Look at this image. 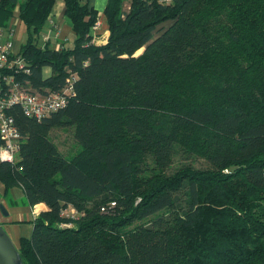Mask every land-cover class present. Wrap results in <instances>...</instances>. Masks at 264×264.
I'll return each mask as SVG.
<instances>
[{"label":"trees","instance_id":"trees-1","mask_svg":"<svg viewBox=\"0 0 264 264\" xmlns=\"http://www.w3.org/2000/svg\"><path fill=\"white\" fill-rule=\"evenodd\" d=\"M57 1L0 0V29H26L19 82L75 75L41 121L7 110L22 141L0 183L46 207L22 264H264V0H107L103 44L88 0H61L75 38L54 49L40 34Z\"/></svg>","mask_w":264,"mask_h":264},{"label":"built area","instance_id":"built-area-1","mask_svg":"<svg viewBox=\"0 0 264 264\" xmlns=\"http://www.w3.org/2000/svg\"><path fill=\"white\" fill-rule=\"evenodd\" d=\"M157 1L168 4L172 0ZM128 3L129 0H124L126 10L129 9ZM101 27V20L97 18L90 28L89 35L92 37V42L99 38ZM5 31L8 39L0 45V163H14L22 137L14 125L13 118L7 114L9 107L18 105L24 116L41 121L66 106L68 98L72 95L75 75H69L59 91L45 93L28 91L24 83H20L16 77L21 71L23 74H29V70L24 67L21 57L13 53L11 39L14 29L12 27L6 30L0 29V40ZM37 209L36 205L33 206V217L39 214ZM63 213L72 219L78 217V213L72 208Z\"/></svg>","mask_w":264,"mask_h":264},{"label":"crops","instance_id":"crops-1","mask_svg":"<svg viewBox=\"0 0 264 264\" xmlns=\"http://www.w3.org/2000/svg\"><path fill=\"white\" fill-rule=\"evenodd\" d=\"M107 0H88L89 7H93L98 11L99 19L101 20L102 27L99 31V38L94 39L93 43H105L108 37V31L106 30L105 19L102 15V11ZM63 2L57 1L52 9L50 17L48 19L46 27L40 34V43L49 44L50 48H69L73 47L74 33L71 30L70 24L63 16ZM12 27L14 29V35L12 40L13 53L17 54L20 45L23 43L22 39H25V26L17 18L14 17L7 28ZM5 28L4 30H6ZM8 39L6 31L0 40V45H3ZM43 75L45 77L50 75L48 68L43 69ZM0 202L3 204L4 209L7 212V216L0 215V225L3 227L13 245L19 249L21 238H29L32 232L31 220L33 217V207L30 206L25 199L24 193L20 187H12L5 191L3 185L0 183ZM35 206V205H34ZM39 213L46 210L43 204H37ZM39 207L41 209H39Z\"/></svg>","mask_w":264,"mask_h":264},{"label":"water","instance_id":"water-1","mask_svg":"<svg viewBox=\"0 0 264 264\" xmlns=\"http://www.w3.org/2000/svg\"><path fill=\"white\" fill-rule=\"evenodd\" d=\"M0 215L6 217L8 214L0 202ZM0 264H22L18 249L13 245L9 236L0 225Z\"/></svg>","mask_w":264,"mask_h":264},{"label":"rangeland","instance_id":"rangeland-1","mask_svg":"<svg viewBox=\"0 0 264 264\" xmlns=\"http://www.w3.org/2000/svg\"><path fill=\"white\" fill-rule=\"evenodd\" d=\"M24 40L25 39L23 37L22 41L24 42ZM51 136L53 138V141L58 145V147L64 154H67L69 151H72V148L74 146V141L72 139V132L70 129H63V128L53 129L51 131ZM195 166H199V163L198 162L195 163ZM39 209L41 208L39 207Z\"/></svg>","mask_w":264,"mask_h":264}]
</instances>
